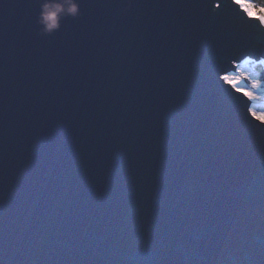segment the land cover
Masks as SVG:
<instances>
[{
  "label": "water",
  "instance_id": "1",
  "mask_svg": "<svg viewBox=\"0 0 264 264\" xmlns=\"http://www.w3.org/2000/svg\"><path fill=\"white\" fill-rule=\"evenodd\" d=\"M40 2L0 0V264H264V130L213 73L255 16L79 0L44 37Z\"/></svg>",
  "mask_w": 264,
  "mask_h": 264
},
{
  "label": "snow or ice",
  "instance_id": "2",
  "mask_svg": "<svg viewBox=\"0 0 264 264\" xmlns=\"http://www.w3.org/2000/svg\"><path fill=\"white\" fill-rule=\"evenodd\" d=\"M127 6H132L131 0H127ZM211 7L213 14H216L222 4L216 2ZM247 16L249 19L253 18L248 14ZM255 19L260 26L264 27V18L255 17ZM242 27L245 31L254 32L244 22ZM225 64L228 68L224 67ZM250 65L264 68V47H241L239 50L230 52L214 66L213 73L217 86L215 90L219 98L241 119L244 127L250 132H255L264 130V110H258V102L264 101V82L257 73L250 70ZM229 68L232 69L231 72ZM241 73H243V79L240 78ZM253 84H257V87H253Z\"/></svg>",
  "mask_w": 264,
  "mask_h": 264
},
{
  "label": "clouds",
  "instance_id": "3",
  "mask_svg": "<svg viewBox=\"0 0 264 264\" xmlns=\"http://www.w3.org/2000/svg\"><path fill=\"white\" fill-rule=\"evenodd\" d=\"M249 16L264 18V0H259V3H245L243 0H236ZM125 12L128 7H125ZM81 16L79 0H41L40 11L36 19V24L39 29L38 34L41 36H53L62 27V22L66 19H79ZM243 79V73L240 74ZM257 87V84H253Z\"/></svg>",
  "mask_w": 264,
  "mask_h": 264
},
{
  "label": "trees",
  "instance_id": "4",
  "mask_svg": "<svg viewBox=\"0 0 264 264\" xmlns=\"http://www.w3.org/2000/svg\"><path fill=\"white\" fill-rule=\"evenodd\" d=\"M248 2L252 3L253 5H256L259 3V0H248ZM255 71L260 76L262 82H264V68L256 66Z\"/></svg>",
  "mask_w": 264,
  "mask_h": 264
},
{
  "label": "rangeland",
  "instance_id": "5",
  "mask_svg": "<svg viewBox=\"0 0 264 264\" xmlns=\"http://www.w3.org/2000/svg\"><path fill=\"white\" fill-rule=\"evenodd\" d=\"M243 2H245V3H250V2H248V0H243ZM255 16V15H254ZM256 17V16H255ZM255 67H256V65H250L249 66V68H250V70L251 71H253L254 73H257L256 71H255ZM245 83H249V82H245ZM258 110H264V101H260V102H258Z\"/></svg>",
  "mask_w": 264,
  "mask_h": 264
}]
</instances>
